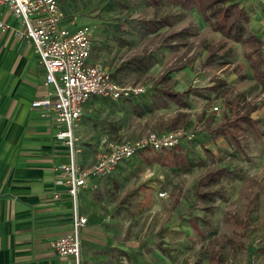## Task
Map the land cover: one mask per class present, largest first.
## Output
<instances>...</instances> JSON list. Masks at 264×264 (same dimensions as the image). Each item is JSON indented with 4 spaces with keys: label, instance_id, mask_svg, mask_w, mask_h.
<instances>
[{
    "label": "rangeland",
    "instance_id": "rangeland-1",
    "mask_svg": "<svg viewBox=\"0 0 264 264\" xmlns=\"http://www.w3.org/2000/svg\"><path fill=\"white\" fill-rule=\"evenodd\" d=\"M261 2L243 5L258 9ZM60 3L76 24L93 28L88 62L101 64L121 84L145 87L132 101L96 97L85 104L74 128L79 164H90L107 140L177 128L194 135L181 144L195 163L189 172L146 164L136 154L86 188L88 200L103 205L109 239L104 249L115 252L104 253L96 264H264V84L254 79L244 47L213 32L194 8L165 1L158 6L151 0ZM163 16L169 25L148 33L144 20ZM257 32L264 57V28ZM164 90L183 93L186 106L168 101L161 107ZM132 102L145 110L142 116L135 115ZM242 114L257 121V135L245 125L239 137L245 157L209 133L224 118ZM218 167L240 175L197 185L201 175ZM205 190H221L225 197L204 201L197 193ZM160 191L166 196L159 197Z\"/></svg>",
    "mask_w": 264,
    "mask_h": 264
},
{
    "label": "crops",
    "instance_id": "crops-1",
    "mask_svg": "<svg viewBox=\"0 0 264 264\" xmlns=\"http://www.w3.org/2000/svg\"><path fill=\"white\" fill-rule=\"evenodd\" d=\"M231 1L244 6L245 0ZM260 4L262 8L247 9L252 13L249 29L257 36L264 28L258 15L264 12V0ZM65 14L68 20L75 17ZM0 18L10 25L0 31V264H76L73 256L58 255L51 246L52 240L72 231L74 212L86 217L79 231L78 264H96L106 253H115L104 249L109 239L102 224L103 205L89 201V190L82 188L80 208L77 201L74 207L66 187L55 183L54 168L69 161V148L31 107L44 94V69L31 41L15 36L21 25L6 6L0 7Z\"/></svg>",
    "mask_w": 264,
    "mask_h": 264
},
{
    "label": "built area",
    "instance_id": "built-area-1",
    "mask_svg": "<svg viewBox=\"0 0 264 264\" xmlns=\"http://www.w3.org/2000/svg\"><path fill=\"white\" fill-rule=\"evenodd\" d=\"M1 6H6L17 18L21 29L14 31L15 36L31 41L44 69V94L33 99L31 107L38 110L40 118L53 125L56 138L69 148V161L54 168L55 183L66 187L74 207L81 188L95 187L97 179L111 174L121 161L130 159L139 150H161L193 138L194 135L183 128L148 130L134 140L104 141L91 164H78L74 128L85 104L96 97L111 101L136 97L145 87L121 84L104 66L88 62L93 28L88 24H73L75 17L68 20L58 0H0ZM9 28L10 25L0 18V31ZM166 194L160 191L158 196ZM85 223L86 217L74 212L72 231L51 241L58 255L73 256L76 264L80 254L79 229Z\"/></svg>",
    "mask_w": 264,
    "mask_h": 264
},
{
    "label": "trees",
    "instance_id": "trees-1",
    "mask_svg": "<svg viewBox=\"0 0 264 264\" xmlns=\"http://www.w3.org/2000/svg\"><path fill=\"white\" fill-rule=\"evenodd\" d=\"M61 2V0H59ZM165 1L174 6H180L183 9H196L201 19L209 26L213 32L221 34L224 38L235 43H240L244 47V57L247 59L252 69L254 78L260 83H264V57L261 53L262 40L249 29L250 14L249 11L237 1L230 0H151L152 4L158 6ZM148 33L156 32L162 27L169 25V19L163 16L161 19L144 20ZM113 75V74H112ZM115 78V76L113 75ZM213 89V86L207 87ZM131 97L121 100H134ZM93 99V98H92ZM160 106L166 107L168 101L179 106L185 107L186 102L183 99V93L172 90H164L159 96ZM120 101V100H119ZM135 115L140 117L145 110L139 105L132 102ZM148 111H152L153 107L148 106ZM245 125L257 135V121L247 114L233 115L231 118H224L209 133L212 139L222 136L240 157H245V151L240 144L239 137L245 131ZM183 142V141H182ZM182 142L169 148L154 150L144 148L136 152L140 155L142 161L146 164L155 163L161 167L174 170L178 173L189 172L195 165L181 146ZM132 156V157H133ZM131 157V158H132ZM239 171L218 167L205 172L198 179V186L208 187L216 184L224 176H239ZM204 201H213L215 197L224 198V192L221 190H205L197 193ZM236 226L241 225V220L237 217L232 218Z\"/></svg>",
    "mask_w": 264,
    "mask_h": 264
}]
</instances>
